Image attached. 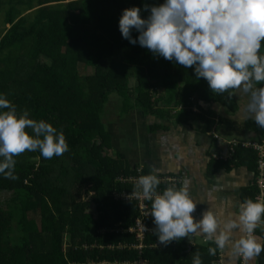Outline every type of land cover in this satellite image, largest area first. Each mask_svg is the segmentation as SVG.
<instances>
[{
  "label": "trees",
  "instance_id": "16d2710c",
  "mask_svg": "<svg viewBox=\"0 0 264 264\" xmlns=\"http://www.w3.org/2000/svg\"><path fill=\"white\" fill-rule=\"evenodd\" d=\"M163 2L0 0L5 14L0 94L17 115L27 111L29 119L62 131L68 144V151L51 159L25 151L14 158V178L0 174V264H193L196 254L202 264L221 259L220 247L195 245L191 235L167 246L154 232H146L143 240L131 235L143 210L139 202L122 198L123 192L138 190L123 179L136 177L139 166L111 154L110 125L104 123L106 109L109 124L137 109L162 119L195 114L202 122L218 114L205 126L217 122L229 144H264V128L243 118L248 101L241 104L238 90L213 93L194 69L122 38L118 22L124 9L140 7L146 19L145 5L150 9ZM138 35L133 31V39ZM91 66L93 74L82 73ZM113 95L122 100L118 110ZM206 102L209 111L201 107ZM259 160L258 151L238 146L229 162L257 174ZM253 184L249 200L255 201L257 180ZM146 204L151 209L152 201ZM146 225L155 228L152 216ZM254 234L264 240V217ZM254 264H264V251Z\"/></svg>",
  "mask_w": 264,
  "mask_h": 264
},
{
  "label": "clouds",
  "instance_id": "9594fccd",
  "mask_svg": "<svg viewBox=\"0 0 264 264\" xmlns=\"http://www.w3.org/2000/svg\"><path fill=\"white\" fill-rule=\"evenodd\" d=\"M144 10L150 11L146 19L140 7L122 11L118 28L123 39L194 69L195 77L203 78L213 93L241 90L249 97L246 116L264 128V87H256L264 84V55L260 54L264 0H164L150 9L145 5ZM133 31L139 34L136 39ZM25 151H39L51 159L68 151V144L62 131L43 120L29 119L27 111L17 115L15 106L0 94V174L14 178V158ZM159 184L158 176L149 174L140 176L136 187L138 194L152 201L150 215L160 244L167 246L195 234L214 240L220 248L230 245L245 264L264 251V244L253 235L264 217V203H240L239 215L227 222L211 212L197 220L192 215L197 203L189 196L187 183L157 193ZM209 253L215 254V249L209 248ZM193 264H202L199 254Z\"/></svg>",
  "mask_w": 264,
  "mask_h": 264
},
{
  "label": "crops",
  "instance_id": "0c3cea01",
  "mask_svg": "<svg viewBox=\"0 0 264 264\" xmlns=\"http://www.w3.org/2000/svg\"><path fill=\"white\" fill-rule=\"evenodd\" d=\"M240 98L241 104H244L243 101L249 97L243 95ZM206 103L201 107L205 111L211 110V106ZM217 116L208 114V119L202 122L197 120L195 114L189 118L185 116L183 120L179 114L171 119H162L147 115L139 109L127 115L118 114L111 120L109 127L113 144L111 154L114 157L121 155L132 167L139 166L148 175L180 177L182 183L179 188L187 183L188 194L197 203L192 214L197 220L205 212H211L221 222H227L239 215L240 203L251 199L249 191L253 189L258 173L229 162L231 147L226 140L228 137L218 132L217 122L205 126V123L214 121ZM123 151L125 153L122 155ZM162 186L159 184L157 193L165 190L166 187ZM256 187L258 193L253 202H260L261 190L258 184ZM190 235L189 242L195 245L215 243L203 236ZM254 236L259 243H264L259 236ZM219 254L222 255V264L241 262L240 256L235 255L228 244L220 248ZM255 260L256 257L251 259V264Z\"/></svg>",
  "mask_w": 264,
  "mask_h": 264
},
{
  "label": "built area",
  "instance_id": "2783aa9c",
  "mask_svg": "<svg viewBox=\"0 0 264 264\" xmlns=\"http://www.w3.org/2000/svg\"><path fill=\"white\" fill-rule=\"evenodd\" d=\"M217 138H218V136H217ZM238 146H242L244 148H252V149L258 151V153L260 155V160H259L260 162H259V166H258V175H257V184L261 190V196H260L259 200L261 203H263V201H264V144L261 145V144L255 143V142L239 143L237 141H233L230 144L231 151L234 152L235 148ZM144 175H147L144 172V169H138V173H137L136 177H124L123 181H124V183L136 185L138 178L140 176H144ZM158 178L160 180V185H163L166 188L175 186L178 189L180 187V184L182 183V179L180 177L166 176V177H158ZM137 191H139V190H135V192H133V193L123 192L122 198L127 202L128 201L137 202V203L139 202V204L141 205V208L143 210L141 217L139 219H137L136 225L134 227L130 228L129 232L131 234H134V233L137 234V237L139 239L143 240L145 233L146 232H154L155 228L147 227V225H146V219L148 216H150L151 211L148 208V205L146 204L147 199H145L142 196V194H138ZM162 192L163 191L161 190L159 193H162ZM253 235H255L254 232H253ZM240 259H241V262L239 264H245L242 256H240ZM215 264H222V255H221V259L218 262H216ZM248 264H249V262H248Z\"/></svg>",
  "mask_w": 264,
  "mask_h": 264
},
{
  "label": "rangeland",
  "instance_id": "374dc122",
  "mask_svg": "<svg viewBox=\"0 0 264 264\" xmlns=\"http://www.w3.org/2000/svg\"><path fill=\"white\" fill-rule=\"evenodd\" d=\"M4 18H5V14H4L3 8L0 7V33L3 32L2 29H4V27H5ZM94 71H95L94 67L91 66L90 68H88V70H86V71H82V73H84V74H93ZM237 94H238L239 97H242L243 95H245V97H248V96H247L245 93H243L241 90H238V91H237ZM113 98H117V100H118V101H116L117 106H118L120 103L122 104V100L118 99V98H120L119 96H117V95H113ZM248 100H249V98H248L247 100H244V101H248ZM118 109H120V106H118L116 110H118ZM108 111H109V110L106 109L105 115H103V117H104V123H105L106 125H110L109 122H108V121H109L108 118H106ZM117 114H118V113H117ZM245 116H246V113L243 115V117H245ZM122 141H123V140H122ZM123 144H125L124 141H123ZM124 153H125V151L121 152L122 155H123ZM86 196H87V199L90 198L89 193H87ZM94 208H95V206L91 209V211L94 210ZM134 234H135V233H134Z\"/></svg>",
  "mask_w": 264,
  "mask_h": 264
},
{
  "label": "bare ground",
  "instance_id": "6f19581e",
  "mask_svg": "<svg viewBox=\"0 0 264 264\" xmlns=\"http://www.w3.org/2000/svg\"><path fill=\"white\" fill-rule=\"evenodd\" d=\"M132 177H134V176H132Z\"/></svg>",
  "mask_w": 264,
  "mask_h": 264
}]
</instances>
